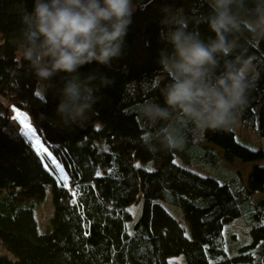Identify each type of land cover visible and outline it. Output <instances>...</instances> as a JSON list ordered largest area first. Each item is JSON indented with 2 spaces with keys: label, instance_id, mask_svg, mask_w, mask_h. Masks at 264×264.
I'll return each mask as SVG.
<instances>
[{
  "label": "trees",
  "instance_id": "obj_1",
  "mask_svg": "<svg viewBox=\"0 0 264 264\" xmlns=\"http://www.w3.org/2000/svg\"><path fill=\"white\" fill-rule=\"evenodd\" d=\"M134 3L140 7L125 38V54L112 67L92 62L79 69L82 76L95 73L114 80L98 93L94 107L99 114H90L80 126L66 124L56 112L64 73L54 77L45 103L36 95L41 82L28 62L16 63L24 42L23 16L34 0H0V246L11 254H0V264H169V256L180 253L185 264H264V163L251 167L246 184L239 172L221 183L174 159L190 148L195 159L205 162L210 154L228 162L264 158L262 148L239 142L234 131L239 124L264 140V40L248 48L261 77L236 123L228 130H188L182 150L149 151L140 140L149 128L135 105L145 99L163 104L159 91L146 83L160 71L159 51L171 48L159 37L162 9H183L189 16L209 9L206 3L200 7L201 0ZM198 27L203 37H214L206 23ZM247 38V32L241 34L245 46ZM12 109L30 117L49 154L35 148L13 121ZM47 186L52 213L41 222L35 209ZM137 202L140 214L129 231L128 207ZM164 203L181 210L190 238ZM242 214L252 240L228 256L223 226Z\"/></svg>",
  "mask_w": 264,
  "mask_h": 264
},
{
  "label": "clouds",
  "instance_id": "obj_2",
  "mask_svg": "<svg viewBox=\"0 0 264 264\" xmlns=\"http://www.w3.org/2000/svg\"><path fill=\"white\" fill-rule=\"evenodd\" d=\"M205 3L209 11L193 16L170 6L162 9L159 37L171 48L159 51L160 71L146 83L159 91L163 104L145 99L135 105L149 128L140 137L149 151L182 150L188 130H228L261 77L248 48L264 40V0H201L200 7ZM139 7L134 0H34L24 14L16 63L28 62L41 82L36 95L45 103L54 77L65 74L56 112L66 124L85 126L90 114H99L94 107L98 93L114 80L95 73L82 76L79 69L92 62L112 67L125 54ZM201 23L214 37L202 36ZM244 32L246 46L240 42Z\"/></svg>",
  "mask_w": 264,
  "mask_h": 264
},
{
  "label": "rangeland",
  "instance_id": "obj_3",
  "mask_svg": "<svg viewBox=\"0 0 264 264\" xmlns=\"http://www.w3.org/2000/svg\"><path fill=\"white\" fill-rule=\"evenodd\" d=\"M8 104V103H7ZM17 109L11 110V117L13 121L19 126L21 130H25V132L29 135V137L33 140V144L35 148L40 153H47L49 154V150L46 147V144L41 139L40 135L37 134L35 131L34 133H28L27 130L24 128V123H28L32 128L33 124L30 120V117L25 113L24 116L27 117V120H23L22 117L16 116ZM34 129V128H33ZM234 131L236 133V138L239 142L248 145L252 148H262L264 150V140L262 137H260L256 131H254L251 128L242 126V125H236L234 127ZM205 146H211V148H214L213 145L208 143H203ZM220 153V149L218 150ZM185 154V155H184ZM192 155L195 156V149L190 148L187 151H184L180 155L175 156V162L185 166L186 168H189L201 175L205 176H211L219 180V182L224 183L227 182V179L233 177L238 172L241 175V178L243 180V183L246 184V177L247 173L250 171L251 167L254 164L264 163V158L259 161L254 162H242L239 158H234L231 162L225 161L224 159L218 158L215 155L210 154V157H208L207 162L202 161L201 159H195ZM185 157H190L191 162H187L185 160ZM253 195L256 197H260L261 193L256 191L253 193ZM51 194H50V186L46 187L45 196L37 202L35 213L39 220L41 222H48V218L50 216L51 210ZM165 209L178 220L180 225L183 228L184 234L187 237H191V231L190 227L188 225V222L185 220L181 210L171 204L164 203L163 204ZM129 210L132 214V218L130 221L127 222V228L129 231H131L132 223L135 221V219L140 214L141 210V203H133L129 207ZM50 211V213H49ZM49 215L47 216V214ZM47 217V218H46ZM246 217L244 214L238 216L234 220L224 224L222 236H223V246L226 252V255L232 256L240 253V248L246 244H248L252 240V234H251V228L250 225L246 221ZM264 245V241L262 242ZM0 254H5L8 256H11L10 252L7 251L4 247L0 246ZM169 264H185V259L182 253L169 256L168 258Z\"/></svg>",
  "mask_w": 264,
  "mask_h": 264
},
{
  "label": "snow or ice",
  "instance_id": "obj_4",
  "mask_svg": "<svg viewBox=\"0 0 264 264\" xmlns=\"http://www.w3.org/2000/svg\"><path fill=\"white\" fill-rule=\"evenodd\" d=\"M16 116L22 117L23 120H27V117L24 116V114H22L18 110L16 111ZM24 128L27 130L28 133H34V131H35L28 123H24Z\"/></svg>",
  "mask_w": 264,
  "mask_h": 264
}]
</instances>
